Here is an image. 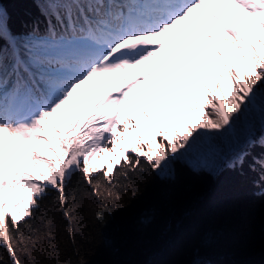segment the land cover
<instances>
[{
    "label": "snow or ice",
    "instance_id": "snow-or-ice-1",
    "mask_svg": "<svg viewBox=\"0 0 264 264\" xmlns=\"http://www.w3.org/2000/svg\"><path fill=\"white\" fill-rule=\"evenodd\" d=\"M39 2L44 29L33 22L20 34L0 4V247L11 264H21L13 233L23 242L21 222L39 199L55 189L66 208L67 182L76 171L86 179L96 171L99 165L90 170L89 161L99 153L114 154L128 168L143 158L166 175L172 161L208 136L198 129L228 132L246 111L258 104L264 111V0H132L127 17L105 13L110 0ZM86 2L97 5L94 18L79 7ZM73 38L91 47L71 57L47 54ZM97 92L104 94L96 98ZM249 131L247 149L257 143ZM259 146L264 149V138ZM249 154L238 156L239 164ZM257 169L264 187V156L254 157L251 170ZM98 220L107 223L104 212Z\"/></svg>",
    "mask_w": 264,
    "mask_h": 264
},
{
    "label": "trees",
    "instance_id": "trees-1",
    "mask_svg": "<svg viewBox=\"0 0 264 264\" xmlns=\"http://www.w3.org/2000/svg\"><path fill=\"white\" fill-rule=\"evenodd\" d=\"M0 4L13 33L27 31L25 25L33 22L44 29V4L39 0H0ZM82 5L94 18L90 3ZM209 118H214L211 112ZM238 120L247 125L248 136L252 129L256 146L235 147L236 157L214 173L179 159L172 161L174 175L162 177L143 158L136 168H128L109 152L91 158L90 170L99 168L87 179L80 171L72 174L66 186V208H61L58 192L50 188L33 216L25 218L28 222H21L23 242L13 233L21 264H264V187L259 170H251L254 157L264 156L259 146L264 138L259 131L264 111L258 104ZM203 131L208 132L209 146L202 143L206 152L202 157L208 161L214 157L209 151L227 142L222 130ZM244 151L250 154L241 165L237 157ZM129 155L131 163L135 153ZM108 169L106 178L103 172ZM97 188L98 195L93 191ZM100 212L105 213L106 224L98 220ZM0 264H11L2 247Z\"/></svg>",
    "mask_w": 264,
    "mask_h": 264
},
{
    "label": "rangeland",
    "instance_id": "rangeland-1",
    "mask_svg": "<svg viewBox=\"0 0 264 264\" xmlns=\"http://www.w3.org/2000/svg\"><path fill=\"white\" fill-rule=\"evenodd\" d=\"M222 44V39L218 41ZM81 90V89H80ZM198 131H203V129H198ZM155 135V133H152ZM226 136L225 145H215L209 152L214 156L208 161H203L202 156H206V152L203 148V144H208L206 137L198 139L190 149L189 152L185 154L180 160L189 163L193 168H204L211 172H215L223 163H231V161L236 157L237 153H234V148L245 144L246 139L249 137L247 133V125H244L241 121L233 126L232 130L223 133ZM203 143V144H202ZM183 151V150H181ZM154 154V153H153ZM158 173V172H157ZM162 177H170L174 175L172 168V162L168 174L158 173ZM19 219V218H18Z\"/></svg>",
    "mask_w": 264,
    "mask_h": 264
}]
</instances>
